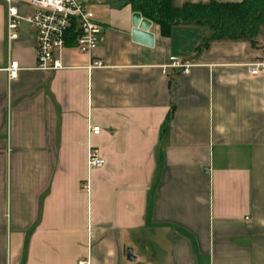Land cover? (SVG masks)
Wrapping results in <instances>:
<instances>
[{
	"label": "crops",
	"instance_id": "0c3cea01",
	"mask_svg": "<svg viewBox=\"0 0 264 264\" xmlns=\"http://www.w3.org/2000/svg\"><path fill=\"white\" fill-rule=\"evenodd\" d=\"M211 1L242 0L172 4ZM92 9L95 51L71 42L46 72L26 23L8 46L0 0V264H264V25L205 47L208 25Z\"/></svg>",
	"mask_w": 264,
	"mask_h": 264
},
{
	"label": "built area",
	"instance_id": "2783aa9c",
	"mask_svg": "<svg viewBox=\"0 0 264 264\" xmlns=\"http://www.w3.org/2000/svg\"><path fill=\"white\" fill-rule=\"evenodd\" d=\"M6 4V31L7 42L10 46L20 38L24 23L34 31L37 38V69L40 71H55L61 68L60 54L75 35V45L80 53L92 55L97 48L99 36L103 27L94 20L93 5L102 0H1ZM28 9L26 14L21 13V6ZM174 67H180L178 63ZM103 63L95 61L89 67L101 68ZM184 67V66H181ZM20 68L18 63L11 62L7 72L11 81L17 80ZM249 74L252 77L264 75V61L249 65ZM188 72V71H185ZM91 136L101 133L99 127H90ZM89 171L100 169L105 160L99 152L89 147Z\"/></svg>",
	"mask_w": 264,
	"mask_h": 264
},
{
	"label": "trees",
	"instance_id": "16d2710c",
	"mask_svg": "<svg viewBox=\"0 0 264 264\" xmlns=\"http://www.w3.org/2000/svg\"><path fill=\"white\" fill-rule=\"evenodd\" d=\"M133 11L157 24L164 36L176 25H208L212 34L204 46L215 40L255 39L264 25V0H242L238 3H186L173 7L172 0H129ZM75 35L68 42H74Z\"/></svg>",
	"mask_w": 264,
	"mask_h": 264
},
{
	"label": "water",
	"instance_id": "95a60500",
	"mask_svg": "<svg viewBox=\"0 0 264 264\" xmlns=\"http://www.w3.org/2000/svg\"><path fill=\"white\" fill-rule=\"evenodd\" d=\"M133 21H134V28L146 29L147 26H151V22L148 21L147 19H142L140 13L134 14Z\"/></svg>",
	"mask_w": 264,
	"mask_h": 264
}]
</instances>
